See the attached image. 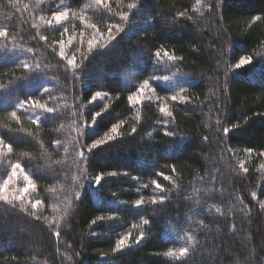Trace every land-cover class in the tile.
I'll return each mask as SVG.
<instances>
[{
	"label": "trees",
	"instance_id": "trees-1",
	"mask_svg": "<svg viewBox=\"0 0 264 264\" xmlns=\"http://www.w3.org/2000/svg\"><path fill=\"white\" fill-rule=\"evenodd\" d=\"M0 32V174L44 204L0 198V264H264V0H0Z\"/></svg>",
	"mask_w": 264,
	"mask_h": 264
},
{
	"label": "rangeland",
	"instance_id": "rangeland-1",
	"mask_svg": "<svg viewBox=\"0 0 264 264\" xmlns=\"http://www.w3.org/2000/svg\"><path fill=\"white\" fill-rule=\"evenodd\" d=\"M59 13L65 12H56V14ZM112 134V132H108L103 138L110 137ZM6 148L7 146L0 140V152L3 153V150ZM15 165H19V167H14ZM35 191V182L30 174L17 161L10 160L6 173L0 174V198L6 197L9 200L20 201L23 204L42 211L44 210L43 201L35 194Z\"/></svg>",
	"mask_w": 264,
	"mask_h": 264
},
{
	"label": "snow or ice",
	"instance_id": "snow-or-ice-1",
	"mask_svg": "<svg viewBox=\"0 0 264 264\" xmlns=\"http://www.w3.org/2000/svg\"><path fill=\"white\" fill-rule=\"evenodd\" d=\"M66 15V13H59V14H56L55 15V19L57 20V21H59L63 16H65ZM6 33H2V32H0V35H5ZM72 61H69V63H71ZM241 63L243 64V63H247V61L246 60H242L241 61ZM173 99H175V97H173ZM49 111H51V109H49ZM113 131H115V129H113ZM97 143H101V141H97ZM93 147H95V145H93ZM14 167H19V165H15ZM100 179V177H97V180H99ZM157 187H159V185H157ZM25 191H27V189H25ZM4 199H7L6 197H4ZM145 223H148V221H145ZM124 244V241L123 240H120L119 241V243H118V245H117V247L119 248V247H121L122 245Z\"/></svg>",
	"mask_w": 264,
	"mask_h": 264
}]
</instances>
